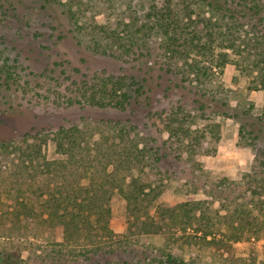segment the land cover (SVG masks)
I'll use <instances>...</instances> for the list:
<instances>
[{"label":"rangeland","instance_id":"374dc122","mask_svg":"<svg viewBox=\"0 0 264 264\" xmlns=\"http://www.w3.org/2000/svg\"><path fill=\"white\" fill-rule=\"evenodd\" d=\"M151 2L152 0H0V143L11 142L0 149V253L19 251L23 264H61L54 259L58 247L53 244V240H60L61 235L51 231L49 226L41 227L39 231L25 227V223L16 216L17 212H22L19 202L24 199V193L18 195L33 182L30 178L35 170L29 165V152L33 149V155L38 156L39 161L43 157L53 161L66 158L56 141L51 136L42 134L54 132L62 125L77 123L85 130L87 140L92 135L96 140L105 127L101 122L131 117L140 131L150 132L157 140L154 144L165 147L164 152L170 153L158 161L155 168H146L143 174L144 183L141 184L154 182L153 184L160 185L156 191L159 195L151 209L154 214L159 204L176 205L200 201L205 202L202 209L209 207L219 217L228 212L220 208L221 196L231 197L242 189L243 174L252 170L254 153L246 146L250 139H241L240 121L258 122L256 116L264 108V90L250 88L254 75L238 68L235 62L239 56L231 51L229 58L232 61L224 67L215 68L216 81L213 84L223 85L229 93L232 113L240 114L239 119L213 116L207 121L198 119L193 123L192 128L196 130L197 136L194 143H198L203 135L207 136L202 141V151L198 150L203 152L205 149L203 154L195 159L191 157L192 148L187 147V143L167 141L170 137L166 130L168 113L174 104L191 96L180 88L167 93L155 83L150 104L130 106L124 112L70 103L78 98L81 83L90 76L103 72L143 74L147 61L159 58L158 51L152 49L153 54L147 53L144 58L136 60L135 54L133 57L120 56L118 43L114 47V56L104 52L102 47L110 40L107 32L112 26L123 35L125 33L121 32V23H144ZM200 11L202 10L197 9V12ZM94 39L100 40L102 45L99 48L93 47ZM149 41H153V46H158L160 36L155 33ZM195 52L190 54L191 58L197 55L203 61V55ZM128 59H131V63L124 62ZM7 67L10 68L8 71ZM185 95L188 97L184 98ZM245 111L250 113L246 116L243 113ZM206 122L216 125L217 135L208 131ZM253 125L250 127L260 135L258 142L264 145V124ZM204 127L207 130L203 131ZM38 132L42 133L37 134ZM211 138L212 141L209 140ZM85 144L96 149L93 143ZM175 147L182 148L174 149ZM109 170H113V165L109 166ZM127 174L128 181L138 175L137 172ZM41 178L45 180L44 175ZM34 181L42 183L39 179L34 178ZM88 182L89 178L85 176L82 183ZM223 182L225 184L221 185ZM219 185L223 187L220 188ZM226 185L229 187L226 188ZM222 189L226 192L221 193ZM111 208L113 218L110 227L116 237L109 242L120 243L116 245L120 249L114 254L100 252L86 262L79 258L76 264H104L107 259L116 264L125 256H133L123 252L126 247L136 255L134 264H150L147 260L160 254L157 247L164 243L171 245L179 257L187 260L196 258V264H264V234L234 241L231 248L218 249L216 244L202 243L200 249H196L198 244L192 238L197 234L194 228L184 230L177 220L163 221L162 215L153 225L162 226L161 234L153 237L140 236L142 220L145 218L140 221L135 219L136 223L131 227L127 201L117 190L113 194ZM215 220L219 222L220 217ZM223 228L228 230L226 225ZM164 235L172 238L165 239ZM140 259L142 260L138 263Z\"/></svg>","mask_w":264,"mask_h":264},{"label":"trees","instance_id":"16d2710c","mask_svg":"<svg viewBox=\"0 0 264 264\" xmlns=\"http://www.w3.org/2000/svg\"><path fill=\"white\" fill-rule=\"evenodd\" d=\"M197 9L202 11L197 12ZM121 26L123 35L114 26L108 30L110 40L103 44L104 52L116 55L114 47L118 43L120 56L133 57L135 54V59L139 60L147 53L153 54L152 49L158 51L159 58L148 60L143 74L103 72L90 76L81 83L78 98L71 100V104L124 112L130 106L150 104L155 83L167 93L180 88L191 96L174 104L168 113L166 130L170 137L167 141L187 143V147L192 148L190 155L195 159L203 154L205 149L203 152L198 150L202 151V141L207 136L203 135L198 143H194L197 136L193 123L198 119L207 121L213 116L239 119L240 114L232 113L229 93L223 85L213 84L215 68L232 61L229 51L239 56L235 64L242 72L254 75L250 88L264 90V0H152L144 23L125 21ZM155 33L161 40L158 46L149 41ZM92 45L99 48L102 44L94 39ZM193 51L203 55V61L197 55L191 58ZM124 62L131 63V59ZM9 69L7 67L6 71ZM243 113L247 116L250 111ZM256 117L258 122L240 121L241 139H250L245 145L254 153L252 170L243 174L244 183L239 192L231 197L221 196L220 208L228 212L219 215V222L215 220L219 217L209 207L201 208L205 202L200 201L159 204L156 214L152 213L160 185L154 182L141 184L144 183L143 174L146 168H155L158 161L170 153L164 152L165 147L156 146L153 135L140 131L131 117L101 122L105 127L96 140L94 135L87 140L85 130L77 123L62 125L54 132H38L51 136L66 158L53 161L43 157L41 162L33 155V149L29 152L28 162L35 170L32 176L43 184L30 178L32 184L18 195L24 193V199L19 202L22 212H17L16 217L30 229L39 231L41 227L49 226L51 231L61 235L60 240H53L54 246L58 247L54 259L61 264L75 263L79 258L86 262L100 252L114 254L120 249V246L116 247L120 243L109 242L116 237L110 227L113 218L111 200L116 190L127 201L131 227L136 223L135 219L145 218L140 236L161 234L162 226L153 225L162 215L163 221L177 220L184 230L193 227L197 233L192 236L198 244L196 249H200L202 243L216 244L218 249L231 248L232 242L246 236L260 237L264 234V145L258 142L260 135L250 125L264 124V108ZM205 125L208 131L217 135L216 125L207 122ZM86 142L96 145V149L86 146ZM9 143H0V149ZM110 165H113L112 171ZM198 166L201 168L200 163ZM127 172L138 175L128 181ZM85 176L89 182L83 184ZM223 189L221 193L225 191ZM224 225L228 230H224ZM164 238L172 237L164 235ZM157 248L160 254L149 258L150 264H196V258L187 260L177 256L168 243ZM128 249L126 247L123 252L133 256H125L116 264H134L136 255ZM0 264H23L21 252H1ZM104 264L112 263L107 259Z\"/></svg>","mask_w":264,"mask_h":264}]
</instances>
